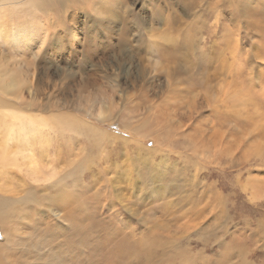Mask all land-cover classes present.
<instances>
[{
    "label": "rangeland",
    "instance_id": "obj_1",
    "mask_svg": "<svg viewBox=\"0 0 264 264\" xmlns=\"http://www.w3.org/2000/svg\"><path fill=\"white\" fill-rule=\"evenodd\" d=\"M3 1L8 106L47 121L36 152L97 195L98 228L152 245L138 264H264V0ZM176 46L189 57L163 58ZM7 172L0 195L36 187L26 168ZM15 226L28 242L17 249L47 253Z\"/></svg>",
    "mask_w": 264,
    "mask_h": 264
},
{
    "label": "bare ground",
    "instance_id": "obj_2",
    "mask_svg": "<svg viewBox=\"0 0 264 264\" xmlns=\"http://www.w3.org/2000/svg\"><path fill=\"white\" fill-rule=\"evenodd\" d=\"M12 1L4 0V9L7 6L18 8L17 5L20 3ZM36 1L40 2V0ZM42 8L46 11L62 9L59 1L48 3V0H42ZM0 38L3 39L2 33H0ZM181 49L182 47L177 49L176 46L167 51L165 48L162 52L163 58L167 61H174L177 55L188 58V53H183ZM182 72L180 67L173 71L174 74ZM14 86V83L8 81L0 86V94L6 97L5 101H0V131H5V134L0 137V177L8 176L9 168L19 171L26 168L31 182L36 187L33 185L25 190L22 197H19L22 194L21 191L18 193L16 190L9 189L13 197L0 195V226L4 233L3 242L0 244V264H18L14 255L17 253L31 258L33 261L29 260L30 264L34 262L44 264H138L142 259L151 262V258L157 255L152 245L147 242L146 245L135 236L122 234L120 227L112 230L99 229L91 213V207L97 195H92L89 188H86V192L82 191L77 185L78 178L60 175L58 168L50 163L45 164L44 157L37 154V145L42 147L47 141L44 135L45 129L48 128L47 121L41 120L37 115L29 114L28 106H31L29 103L22 102L25 106L23 108L8 106L13 105L11 89ZM31 88L34 92L32 106H36L39 91L35 87ZM25 100L22 99V101ZM35 109L38 110L39 107ZM30 126L35 129L29 132L27 129ZM94 131L107 136L105 131L97 128ZM31 138L32 141H30ZM13 141H17L16 144L27 141V144L15 149L11 145ZM40 188L43 189L38 191ZM41 191L44 192L43 195L40 194ZM43 208L55 213L58 219L55 218V222H48L51 215L44 214ZM17 224L22 228L27 225V229L32 230L34 234L31 242L37 247L43 245L47 253L43 256L34 255L28 250V254H23L17 249L20 243L28 244L27 239L20 233V229L16 228ZM5 251H7L10 263H7L4 258ZM112 259L118 262L113 263Z\"/></svg>",
    "mask_w": 264,
    "mask_h": 264
}]
</instances>
